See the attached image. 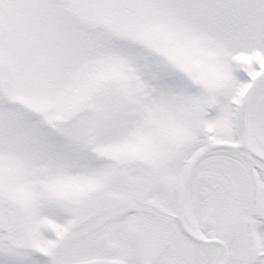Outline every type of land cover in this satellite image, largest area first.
Segmentation results:
<instances>
[{"label": "snow or ice", "instance_id": "obj_1", "mask_svg": "<svg viewBox=\"0 0 264 264\" xmlns=\"http://www.w3.org/2000/svg\"><path fill=\"white\" fill-rule=\"evenodd\" d=\"M0 264H264V0H0Z\"/></svg>", "mask_w": 264, "mask_h": 264}]
</instances>
